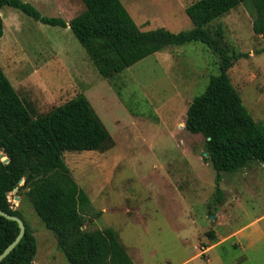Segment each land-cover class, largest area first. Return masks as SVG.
I'll use <instances>...</instances> for the list:
<instances>
[{"label": "rangeland", "instance_id": "1", "mask_svg": "<svg viewBox=\"0 0 264 264\" xmlns=\"http://www.w3.org/2000/svg\"><path fill=\"white\" fill-rule=\"evenodd\" d=\"M21 1L66 22L85 9L80 0ZM120 1L142 30L178 33L192 28L185 9L197 0ZM250 7L240 4L214 26L222 27V44L243 55L228 76L264 125V39L252 30ZM0 16V67L32 117L82 96L113 140L103 151L63 156L91 204L83 230L113 229L134 264H264V164L222 173L217 203L206 140L184 128L189 104L217 74L211 49L200 42L169 47L103 78L68 28L11 7ZM23 184L7 197L35 238L33 264H68Z\"/></svg>", "mask_w": 264, "mask_h": 264}, {"label": "trees", "instance_id": "2", "mask_svg": "<svg viewBox=\"0 0 264 264\" xmlns=\"http://www.w3.org/2000/svg\"><path fill=\"white\" fill-rule=\"evenodd\" d=\"M81 2L84 11L69 22L42 16L21 0H0V9L11 7L43 25L69 28L103 78L169 47L189 43L200 42L218 56L217 74L189 104L184 128L206 140L204 159L215 171V201L221 203L222 173H233L251 162L264 164V125L253 120L228 76L243 55L222 44V27L214 22L249 2L252 30L264 39V0H197L185 9L192 28L178 33L164 28L142 30L120 0ZM112 145L109 132L86 98L77 97L33 118L0 67V154L8 158L7 164L0 159V209L25 224L22 239L1 264H33L36 254L31 229L7 197L22 179L35 214L55 235L68 264H134L113 229L83 230L91 204L63 158L65 152L103 151ZM18 232L16 222L0 216V254Z\"/></svg>", "mask_w": 264, "mask_h": 264}, {"label": "water", "instance_id": "3", "mask_svg": "<svg viewBox=\"0 0 264 264\" xmlns=\"http://www.w3.org/2000/svg\"><path fill=\"white\" fill-rule=\"evenodd\" d=\"M0 159L3 161L4 164L8 163V158H5L3 154H0ZM21 181V180H20ZM19 181V182H20ZM15 190V189H14ZM0 216L6 218L7 220L16 222L18 225L19 232L15 239L4 249V251L0 254V264L4 260V258L12 252V250L16 247V245L20 242L22 239L24 233H25V224L23 220L18 216L10 215L0 209Z\"/></svg>", "mask_w": 264, "mask_h": 264}, {"label": "crops", "instance_id": "4", "mask_svg": "<svg viewBox=\"0 0 264 264\" xmlns=\"http://www.w3.org/2000/svg\"><path fill=\"white\" fill-rule=\"evenodd\" d=\"M81 1V0H80ZM82 3V2H81ZM83 5V4H82ZM69 29V28H68ZM70 30V29H69ZM236 234V233H235ZM235 234H234V236H235Z\"/></svg>", "mask_w": 264, "mask_h": 264}]
</instances>
